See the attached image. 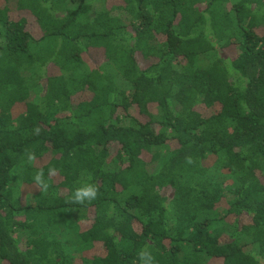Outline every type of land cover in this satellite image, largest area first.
<instances>
[{"label":"trees","instance_id":"1","mask_svg":"<svg viewBox=\"0 0 264 264\" xmlns=\"http://www.w3.org/2000/svg\"><path fill=\"white\" fill-rule=\"evenodd\" d=\"M117 1L0 0V264H264V0Z\"/></svg>","mask_w":264,"mask_h":264},{"label":"rangeland","instance_id":"2","mask_svg":"<svg viewBox=\"0 0 264 264\" xmlns=\"http://www.w3.org/2000/svg\"><path fill=\"white\" fill-rule=\"evenodd\" d=\"M113 0H110V3L112 2ZM114 1H116V2H118L117 0H114ZM115 3V2H114ZM119 3V2H118ZM99 4V2H97V4L95 3L93 6H94V8H95V6H97ZM30 27L32 28V31H33V33L35 34V36H37V37H39L40 36V32L38 31V29H37V26H35L34 24H30ZM90 55H91V57H92V59H95V60H97V59H99L100 58V51H93V52H91L90 53ZM56 72H57V70H56V68H54V67H52V68H50L49 69V73L50 74H56ZM24 111H25V107H23V106H18L16 109H15V111H14V113H15V115L16 116H19V115H21L22 113H24ZM150 160V158L148 157L147 158V161H149ZM43 163V162H42ZM214 163V160H210L209 161V164H213ZM33 192V189L32 188H30L29 186H24L23 188H22V191H21V194H22V198L24 199V201H26V200H28L29 199V194L30 193H32ZM248 250V249H247Z\"/></svg>","mask_w":264,"mask_h":264},{"label":"clouds","instance_id":"3","mask_svg":"<svg viewBox=\"0 0 264 264\" xmlns=\"http://www.w3.org/2000/svg\"><path fill=\"white\" fill-rule=\"evenodd\" d=\"M37 181L40 180V177L37 176ZM97 192L96 188L92 185H85L75 190L73 193V200L76 203H83L85 201H90L96 198Z\"/></svg>","mask_w":264,"mask_h":264}]
</instances>
